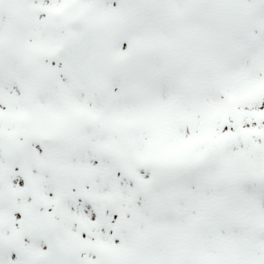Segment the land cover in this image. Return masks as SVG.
<instances>
[{
  "label": "snow or ice",
  "instance_id": "obj_1",
  "mask_svg": "<svg viewBox=\"0 0 264 264\" xmlns=\"http://www.w3.org/2000/svg\"><path fill=\"white\" fill-rule=\"evenodd\" d=\"M0 264H264V0H0Z\"/></svg>",
  "mask_w": 264,
  "mask_h": 264
}]
</instances>
